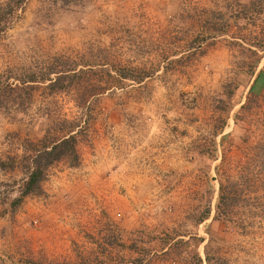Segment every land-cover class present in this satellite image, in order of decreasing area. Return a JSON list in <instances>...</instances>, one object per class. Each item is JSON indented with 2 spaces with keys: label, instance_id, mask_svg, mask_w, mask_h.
<instances>
[{
  "label": "rangeland",
  "instance_id": "obj_1",
  "mask_svg": "<svg viewBox=\"0 0 264 264\" xmlns=\"http://www.w3.org/2000/svg\"><path fill=\"white\" fill-rule=\"evenodd\" d=\"M262 1L16 7L0 33V90L31 82L0 102V264H172L161 240L186 249L195 238L203 261L264 264L261 183L231 225L214 217L221 155L234 166L264 142ZM58 55L104 69L79 73L66 93L37 89ZM75 125L79 162L54 163L41 192L16 202L33 145Z\"/></svg>",
  "mask_w": 264,
  "mask_h": 264
},
{
  "label": "trees",
  "instance_id": "obj_2",
  "mask_svg": "<svg viewBox=\"0 0 264 264\" xmlns=\"http://www.w3.org/2000/svg\"><path fill=\"white\" fill-rule=\"evenodd\" d=\"M25 1L26 0H8L7 3L0 6V11H2L0 13V33L8 28V22L11 21L10 19H12L16 7L24 4ZM252 1L253 0H250V2ZM254 6H257L258 8L263 6L264 9V1H262V3L259 2ZM254 42L257 48L259 47L264 50V35H262L261 39H254ZM75 60H77L78 63ZM75 60H72L65 55H58L46 59L44 64L39 67L41 68L40 71L43 72L40 73V77L37 76V89L42 87V89L50 91L51 94L66 93L74 80H77L76 77L79 73L95 71L94 69L98 68L99 71L104 69V64H99L97 61L92 62L86 59L83 63H79L80 61L78 58ZM253 63H257V60H253ZM27 82L31 81L20 80L19 85L6 84L3 88L8 90V92L0 90V102H3L5 99L2 98L5 97V93H20L26 88H30V86L27 85ZM40 84L44 86H39ZM242 108L244 109V107ZM73 127L70 126L69 128H66V131L59 130L57 131L58 133H55L57 135H51L50 138L47 134L38 140L37 144L33 145V148L31 149V152L33 151V153L29 156V165L27 167V181L16 202L19 203L24 197L28 195H37L41 192V185L42 182L45 181L47 170L54 163L67 160L71 166H74L79 162L77 135L82 127L80 125H75L74 129ZM256 149L257 150L253 149L254 155H249L248 157L242 156L244 162L237 160V163L234 166L229 164L227 158L225 159L224 153L221 155V163L219 167L216 168V173L219 178L216 179L218 181V189L214 207L215 219H223L226 224L231 225V220H233L232 214L236 212V208L239 207L240 204L246 205L248 203H253L254 199L258 196L255 194H258L260 191L258 189L259 187L255 188L256 186L253 184L261 183L259 186L262 191L264 190V142L263 144H259ZM1 166H3V164H1ZM210 213V207L204 206L196 222L200 223L207 219ZM201 240V238H195L194 245L186 249H181V247L186 246L188 241L180 239L171 243V241L167 242L161 240L163 246L162 254L167 256L172 264H214L213 261L216 260L210 259V257L206 256L205 261H203L198 255L195 247L199 245ZM114 245L118 247L124 246L123 243L117 241ZM114 245L112 244L110 248H112V246L114 248ZM129 250L131 249L129 248Z\"/></svg>",
  "mask_w": 264,
  "mask_h": 264
}]
</instances>
